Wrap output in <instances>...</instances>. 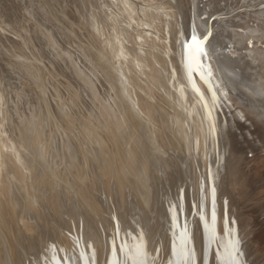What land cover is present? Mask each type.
<instances>
[{
  "label": "bare ground",
  "instance_id": "6f19581e",
  "mask_svg": "<svg viewBox=\"0 0 264 264\" xmlns=\"http://www.w3.org/2000/svg\"><path fill=\"white\" fill-rule=\"evenodd\" d=\"M17 1L30 4V23L37 15L61 28L68 50L49 26L53 34L43 28L40 36L37 25L33 36L44 39L77 88L69 92L54 67L55 77L44 78L22 56L7 62L13 73L33 78L46 115L37 118L42 133H29L31 156L23 145L0 149V264H132L142 254L147 264H183L177 252L184 237L195 248L192 264H224L223 219L234 216L223 202L226 179L217 164L225 154L224 170L231 166L225 124L234 128L239 106L232 97L248 100L249 113L264 120V0H114L104 11L99 0H63L74 4L78 31L63 26L66 19L60 22L50 6L54 11L43 12L42 0ZM49 4L57 9L58 0ZM172 13L193 16L201 35L211 32L212 63L229 93H220L227 123L205 82L189 80ZM21 43L25 50L31 46ZM213 188L216 221L208 227L217 237L210 242L199 217L201 208L208 215Z\"/></svg>",
  "mask_w": 264,
  "mask_h": 264
},
{
  "label": "rangeland",
  "instance_id": "374dc122",
  "mask_svg": "<svg viewBox=\"0 0 264 264\" xmlns=\"http://www.w3.org/2000/svg\"><path fill=\"white\" fill-rule=\"evenodd\" d=\"M2 1L4 4L8 5L9 2H11L12 0H5V1L0 0V3H2ZM112 1H114V0H99L98 2L100 4L102 10L104 11L105 10L104 6L105 5L109 6V3H111ZM5 2H7V3H5ZM17 2H18L17 0H13V2L11 3V7H10L11 9H9L10 4L8 5V7H5L7 5L3 6V3L0 4V8H1L0 9V65L4 66V67L2 66V68H0V71H1L0 72V74H1L0 75V110H1L0 111V117H1L0 118V147H1L0 149H1V151H7L6 148L12 149L14 146L17 148L20 147V149H21L22 145L23 146L28 145V147L26 146L27 148L22 146V149H23L22 151L26 150V152H28V154H30L29 156H31V152H30V148H29L30 147V141H31L30 136H31V133L33 134V132H35V130L38 128L39 129L37 131L39 133L37 131L36 132L38 134L42 133V130L40 129L42 127L37 122V120L39 119L38 121H40L42 119V116L45 117V115H46L45 111H44L45 108L43 109V107L37 106L38 103H36V102H37L38 95L35 94L37 92V90L36 89L33 90L35 87H34V84L31 83V80H33V78L29 77L30 78V80H29V78L25 77L26 78V80H25V78L22 77L25 74H23V75L21 74L22 75L21 76L20 74L13 73V71L11 70V69H13L12 66L10 65L11 63H7V62H13L15 60L14 59L15 57H20V59L22 57H24L25 60H24V58H22L21 60H24L28 63V64L26 63V65H28V68H31L35 71L37 70L36 67L39 68L40 69L39 72L43 73V74L41 73L42 76L45 75L44 78L51 77V75L53 74L52 68L54 67L56 69L55 75L57 77H55L53 75L52 76L55 77V79L57 78L58 80H59L58 77H61L60 80H62L63 85L67 84L65 86L70 87V88L68 87L69 92H71L72 90H73L72 92H74L75 91L74 88H77V85L73 79L72 74L69 72V70L64 69L65 67L58 65V63L55 64V60L57 57H55L53 54L50 53V51L48 50V44L45 45L44 39L42 37H41V39H39L38 37L35 38V36H33V31L35 29H36L35 31L38 30V32H35V31L34 32L40 34V36H41L42 33L44 32L43 28L44 29L47 28L50 30V32L53 30L52 32L54 34L52 32L51 33L54 36L52 35V37H54L55 39L57 38V42L59 44L63 45V43L64 42L66 43V41L64 40L65 37L63 36L62 31H60L61 28H57L55 26L57 24L54 25L53 23H51L48 20L50 18H46V20H44L42 17H37V15H33L34 17L31 18L32 23H30L29 17H31V16H29L27 13V11L29 9L28 7L30 6V4L28 6L27 5L28 3L22 5L20 2H18V3ZM62 2H63V0H62ZM62 2H61V0H58V4H55L57 9H55L54 4L52 6H51V4H49V0H42V3L38 4L37 6H39L43 12L49 8L48 6H50V8H53L55 11L53 9L49 8L48 9L49 12L52 10L54 12H56L58 14L57 16H58L59 20H60V18H62L60 20V22L63 20V18H64V20L66 19L65 22H61V24H63V26H64V24L67 23L65 25L66 27L70 28L69 26L73 25L74 28L73 27L72 28L75 29L74 31H78L76 26L74 25L76 22V21L74 22V20H76L75 14H77L76 9L73 6L74 4L71 1H70L71 3H68L69 2L68 1L67 4L68 5L71 4V7H70V5L69 6L65 5L64 2L62 5ZM13 4H15V5H13ZM16 5H18V6H16ZM171 5H169V8H171ZM3 7H4V9L6 8L5 12H4V10H2ZM89 7H91V6H89ZM61 8H63V9H61ZM92 8H94V6H92ZM70 9H72L71 12L69 11L71 13V15L68 13V11L66 12V10H70ZM87 9H88V7H86V10L84 11L85 13H87ZM8 10L10 11V13ZM11 10H12V12H11ZM57 10H58V12H57ZM89 10H90V8H89ZM7 11H8L9 15L8 14H6V15H8V16L5 15V13ZM60 11H62V12H60ZM13 12L15 13V17L13 16L14 15ZM64 13H65V17H64ZM187 14L188 13H183L182 17L181 16L179 17V15L176 13L171 14V19L176 22L175 25H176V28L178 31V36H180L182 40H184L185 37L190 33L191 28L193 26L196 27L195 18L191 15L188 16ZM73 15H74V19L71 21L70 18H73ZM88 15L89 14L87 13V17H88ZM9 16H11L12 19ZM80 17L83 18V16H80ZM8 19H10V21ZM68 22H69V24H68ZM46 23H48V25ZM15 24H16V27H15ZM32 24H36V25L33 26ZM58 24H60V23H58ZM37 25H38V27L35 28ZM52 26H54V27L52 28ZM20 28H23L26 31L23 32L21 30V32H19ZM1 30H2V32H1ZM56 30H58L59 32H57ZM197 31H198V29H197ZM59 33H60V35H59ZM61 38L62 39L64 38L63 39L64 41ZM23 39H25L27 42L29 41V44H31V46L29 48H27L28 50H25V47L22 46L21 41H23ZM27 39H29V40H27ZM62 45H59V46H62ZM65 45L62 46V48L63 49L65 48L68 50L67 44H65ZM32 48H35V49H33L34 51L32 50ZM76 49L70 48V50H71L70 52L73 51L75 53L74 50H76ZM29 51H32V52H29ZM33 52H34V55H33ZM212 53L214 54V52H212ZM14 55H15V57L13 58ZM8 56L11 58H9ZM35 57L37 58V60L39 62L38 64H35L36 66L33 64L35 62L37 63V61L34 60ZM8 58H9V60H8ZM11 60H13V61H11ZM45 63H47V64L45 65ZM33 66L35 67V69L33 68ZM1 69L2 70L4 69V70L2 71ZM39 72L36 71V73H37L36 76L40 75ZM45 72H47V74ZM8 73H9V75L11 73V77L12 76L14 77V75H15V77H14L15 79L13 77L10 78L9 76H7ZM2 74L5 75V77H3ZM13 80H15V81H13ZM34 83H35V79H34ZM41 83H43V85H45L44 81H41ZM16 85H17V87H16ZM46 87H49V85L48 86L45 85V88ZM9 91H11V93ZM3 93H4V95H3ZM227 94L229 95L228 92H227ZM219 97L220 98L216 102V104L218 105L217 107L220 110V111L218 110V112L222 113V111H224V102H223L220 94H219ZM46 98L48 99V103H50V100H51L50 95H49V98L48 97H46ZM234 99L235 98L232 97V100H231L233 107L237 106L238 104L241 107H239V106L235 107L234 110H236L237 112L236 111H233V112L242 113V114H240V116L243 115L245 117H242V116L240 117L239 115H237V114L234 115L235 113H233L234 128L232 129V126L225 124V129H226L225 133L227 134V137L229 138L228 150L230 151L231 154L228 157L231 158L230 159L231 160V166L228 169L224 170L223 167H224L225 162H226L225 159L227 158V157L224 158L225 154L221 157V160H219V163L217 164V167L220 168L221 173L223 174V176L226 179V185L223 186V189H222V191L224 192L223 202L225 203L226 207H227V205H229L230 207L232 206L230 208L231 212H232L231 215L234 216L233 221H230V220L224 221V219H223L224 226H228V228H227L226 234H223L222 239L227 240V244H228V240L230 237H233V238L238 237L239 238V240H240V245H239L240 253H238V256L244 262V264H264V120L262 121V117H259L256 114V112L253 111L251 108H250V113H249V110H248L249 108L245 107V106H248L246 103H249V102H245L248 100L243 99L245 102L244 103L240 99H239L240 101L239 100L237 101L235 99L237 102V103H235ZM229 102L230 101L227 102L228 105L231 104V102L230 103ZM234 103H235V105H234ZM242 103L245 105H243ZM84 104H85V108L88 110V108L86 107L87 106L86 103H84ZM14 107H17V108H14ZM85 108H83V109H85ZM237 108H238V110H237ZM239 110H241V112ZM3 111H5V112H3ZM14 111H16V112H14ZM38 111H39V113H38ZM41 111L42 112L44 111V115H43V113L41 114ZM88 111L90 112V110H88ZM224 112L226 113V111H224ZM221 113L219 114L220 118L222 116L221 121L227 123L226 119L224 121V117H225L224 114L223 113L221 114ZM86 114H89V113H86ZM235 118H237V119H235ZM242 119H244V120H242ZM34 120H35V123H34ZM24 122L26 125V130H25V127L23 124ZM13 123H15V124H13ZM21 123L23 124L22 126H21ZM30 124H31V126H30ZM38 124H39V127H38ZM28 125H29V127H28ZM33 125H34V127H33ZM239 126H241L242 128ZM30 127H31V129H34V131L33 130L31 131ZM22 129H24V130H22ZM23 131H25V132H23ZM29 131H31V132H29ZM25 133H27L28 135ZM29 133H30V136H29ZM23 137H25V138H23ZM1 142H3L4 145ZM6 144H8L9 146H11L12 144L13 145L11 147H9ZM48 161L52 162L54 160H53V158L51 159V157H50ZM45 167H46V172L49 173V175H48L49 178L51 179L54 175L52 180L57 181L58 177L56 176L55 172L52 171L53 168L51 166L49 167L47 165H45ZM49 168H52V170ZM64 168L66 169V167H64ZM62 183H63V185L66 184V182H61V184ZM20 190L21 189H19V192L21 193ZM225 210L226 209L224 208V212H225Z\"/></svg>",
  "mask_w": 264,
  "mask_h": 264
},
{
  "label": "snow or ice",
  "instance_id": "6c2138e0",
  "mask_svg": "<svg viewBox=\"0 0 264 264\" xmlns=\"http://www.w3.org/2000/svg\"><path fill=\"white\" fill-rule=\"evenodd\" d=\"M211 32L201 35L198 33L197 28L193 26L190 33L182 41L183 48V61L187 69V76L190 81L195 83L194 77L205 82L207 89L211 94V99L215 104L219 100V94L223 93L227 97V93L220 87L222 81L218 80L216 75V65H213L214 59L212 51L208 46V41L211 38ZM197 91L199 89L197 88ZM193 211L195 210V204H193ZM203 224L204 232L208 234L209 241L215 240L217 232L215 228L209 229V222L215 224L216 212H215V189H212V201L208 210V215L203 214V208H201V215L199 217ZM186 230V225H185ZM119 229L117 228V233ZM188 237H184L183 246L177 252V255L183 258V264H192V254L195 251L194 245L189 247ZM240 240L238 237H230L228 240V248L225 249L224 264H244L239 258L240 253ZM121 251H123V245H119ZM57 264H60L57 261ZM112 264H118L113 260ZM127 264V262H125ZM132 264H147L146 254H142L139 259H133Z\"/></svg>",
  "mask_w": 264,
  "mask_h": 264
}]
</instances>
